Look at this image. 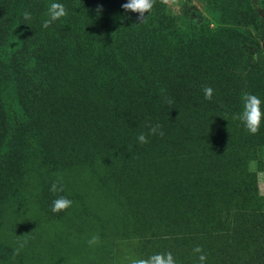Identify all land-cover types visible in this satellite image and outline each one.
Segmentation results:
<instances>
[{
    "label": "trees",
    "instance_id": "trees-1",
    "mask_svg": "<svg viewBox=\"0 0 264 264\" xmlns=\"http://www.w3.org/2000/svg\"><path fill=\"white\" fill-rule=\"evenodd\" d=\"M126 2L15 0L16 21L24 39L36 45L44 72L36 81L18 79L33 108V141L23 132L6 133L0 100V197L10 199L14 181L32 166L46 167L45 208L64 225L68 213L76 220L75 205L87 208L77 228L76 222L61 231L58 240L65 244H73L90 219L103 241L138 236L152 255L171 252L176 264H198L197 245L205 264H264V194L249 169L264 144V120L252 135L233 118L242 111L244 85L232 26L223 22L218 33L198 15L178 24L164 0H155L141 22L138 13L122 8ZM52 3L68 14L44 28ZM251 26L264 40L257 11ZM4 38L5 30L0 43ZM256 55L264 60L262 48ZM24 57L14 52L13 66ZM205 86L213 89L211 100L204 98ZM157 124L163 136L149 134ZM142 132L148 143L138 142ZM186 145L192 150L178 151ZM68 174L76 182L66 187ZM57 180L64 191L47 194ZM59 196L72 206L54 213ZM114 198L120 214L104 213Z\"/></svg>",
    "mask_w": 264,
    "mask_h": 264
},
{
    "label": "rangeland",
    "instance_id": "rangeland-1",
    "mask_svg": "<svg viewBox=\"0 0 264 264\" xmlns=\"http://www.w3.org/2000/svg\"><path fill=\"white\" fill-rule=\"evenodd\" d=\"M164 1L178 24L183 25L187 17L198 15L200 21L211 29L218 26V33L219 25L225 23L232 26L228 31L232 30L236 39V70L244 85L241 97L243 93H250L264 101V92L260 94L257 91L258 88H264V60H258L256 55L258 48L264 50V40L255 38L251 26L255 11L264 21V0ZM15 5V0H0V32L5 30V38L0 43V67L9 71L6 77L0 75V80H5L0 86V100L5 109L6 133L20 135L23 132L30 142L37 133L32 119L33 108L24 101L23 92L24 89L28 91V88L23 87L18 79L27 77L36 81L44 70L38 65V53L34 50L36 45L23 37V29L16 21ZM219 18L223 20L220 23ZM19 51H23L25 57L15 67L11 62V55ZM255 78L258 81L253 86L252 80ZM213 145L215 144L211 146ZM183 147L178 151L187 154L188 150H192L190 145ZM45 168L32 166L20 179H13L16 189L9 193L10 199L0 197V264H130L132 259L152 255L150 247H144L138 236L113 237L108 241H103L100 237L99 244L89 246L87 240L92 235L99 234L94 232L96 220L90 222V219L86 220L85 228L77 235L73 244L59 241L61 231L68 229L69 224L77 222V228L79 221H83L82 214L87 212V208L82 203L75 205L76 220H70L68 213L65 225L51 214L43 204L47 176ZM249 169L256 172L258 191L264 194V144L257 148L256 156L249 162ZM68 176L64 181L66 187L76 182L74 174ZM84 182H79L78 187ZM49 191L48 189L47 194ZM114 200V204L104 206H107L105 210L102 209L104 213L115 211L120 214L121 208L116 205L118 199ZM21 244L24 245L23 248L13 259L14 250L11 248L16 249Z\"/></svg>",
    "mask_w": 264,
    "mask_h": 264
},
{
    "label": "clouds",
    "instance_id": "clouds-1",
    "mask_svg": "<svg viewBox=\"0 0 264 264\" xmlns=\"http://www.w3.org/2000/svg\"><path fill=\"white\" fill-rule=\"evenodd\" d=\"M155 0H127L126 3L122 4V8L127 12H135L138 13V19L143 22L145 18V13H148L154 6ZM101 9L98 7L97 11ZM67 9L64 5L59 3H52L49 6L48 10V18L45 19L42 23V27L48 28L54 21L66 16ZM23 18L26 21H30L32 19L31 12L25 10L23 12ZM163 91V90H161ZM204 98L206 100H211L213 97V89L210 86H205L203 89ZM242 111L234 115V119L240 121L246 131L249 134L255 135L260 131L261 122L264 120V111L261 109V99L258 98L254 94L250 93H243L242 94ZM166 102L169 105L173 104L171 99H167ZM150 135H157L163 136V131L161 130L160 125L151 126L149 129ZM138 142L141 144L148 143V136L145 135L143 132L140 133L137 137ZM52 193L63 192L64 187L61 181L57 180L54 181L49 189ZM72 206V201L65 196H59L57 199L53 200L51 211L54 213H58L61 211L67 210L69 207ZM100 237L99 235H92L88 240L87 243L89 246H94L99 244ZM26 243V241H25ZM23 244L20 247L16 248L13 253V259L15 256L19 255L21 249L23 248ZM194 253H198V264H205L207 256L203 253V249L201 246L197 245L193 249ZM130 264H176V260L173 257L171 252L168 253H157L154 255L149 256L148 258H136L130 261Z\"/></svg>",
    "mask_w": 264,
    "mask_h": 264
}]
</instances>
